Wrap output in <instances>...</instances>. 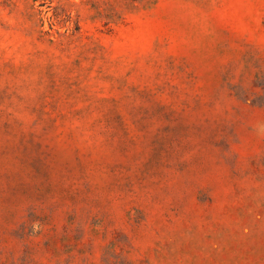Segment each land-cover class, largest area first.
Listing matches in <instances>:
<instances>
[{"label": "rangeland", "instance_id": "rangeland-1", "mask_svg": "<svg viewBox=\"0 0 264 264\" xmlns=\"http://www.w3.org/2000/svg\"><path fill=\"white\" fill-rule=\"evenodd\" d=\"M0 264H264V0H0Z\"/></svg>", "mask_w": 264, "mask_h": 264}]
</instances>
